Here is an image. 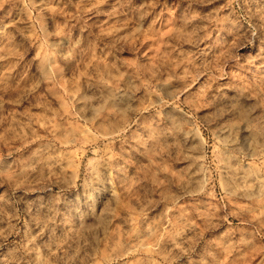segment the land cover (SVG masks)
<instances>
[{
  "label": "rangeland",
  "instance_id": "374dc122",
  "mask_svg": "<svg viewBox=\"0 0 264 264\" xmlns=\"http://www.w3.org/2000/svg\"><path fill=\"white\" fill-rule=\"evenodd\" d=\"M0 264H264V0H0Z\"/></svg>",
  "mask_w": 264,
  "mask_h": 264
},
{
  "label": "bare ground",
  "instance_id": "6f19581e",
  "mask_svg": "<svg viewBox=\"0 0 264 264\" xmlns=\"http://www.w3.org/2000/svg\"><path fill=\"white\" fill-rule=\"evenodd\" d=\"M166 94H168V93H166ZM163 95H164V94H163ZM163 95H162V96H163ZM172 95H173V94H172ZM174 96H175V95H174ZM160 98H161V97H160ZM164 98H165V97H164ZM167 98H170V99H171V96H168V95H167ZM172 98H173V100H174L175 97H172ZM170 99H169V100H165L164 104H162V102L159 101V100H157V101H152V100H151V101H152L151 106H152V105H155L154 103H156V105H158V106H164L165 109L162 108L163 110H166L167 108H171V109H172V108H173V107H172V100H170ZM147 104H148V103H147ZM174 106H176V104H175ZM149 107H150V106H149ZM154 107H155V106H154ZM144 109H145V108H144ZM162 109H161V110H162ZM171 109H170V110H171ZM167 110H168V109H167ZM158 112H159V111H158ZM163 112H164V111H163ZM165 112H166V111H165ZM167 112H168V111H167Z\"/></svg>",
  "mask_w": 264,
  "mask_h": 264
}]
</instances>
